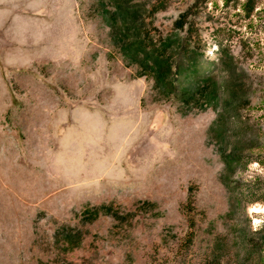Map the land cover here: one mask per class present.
<instances>
[{
	"label": "rangeland",
	"instance_id": "374dc122",
	"mask_svg": "<svg viewBox=\"0 0 264 264\" xmlns=\"http://www.w3.org/2000/svg\"><path fill=\"white\" fill-rule=\"evenodd\" d=\"M251 4L0 0V264H264Z\"/></svg>",
	"mask_w": 264,
	"mask_h": 264
},
{
	"label": "trees",
	"instance_id": "16d2710c",
	"mask_svg": "<svg viewBox=\"0 0 264 264\" xmlns=\"http://www.w3.org/2000/svg\"><path fill=\"white\" fill-rule=\"evenodd\" d=\"M237 0H227V3H235ZM249 3H252L251 5L253 6L254 0H248ZM253 1V2H252ZM259 1V0H256ZM185 209V214H187L189 216V212H191L193 210V205H192V198L188 197V201L187 204L184 206ZM193 226H194V221L192 218H188V232L186 234V240L187 243L190 244L192 242L193 236H194V232H193Z\"/></svg>",
	"mask_w": 264,
	"mask_h": 264
}]
</instances>
